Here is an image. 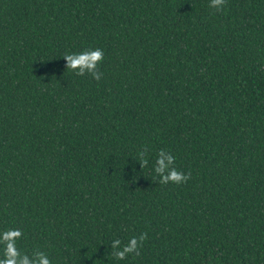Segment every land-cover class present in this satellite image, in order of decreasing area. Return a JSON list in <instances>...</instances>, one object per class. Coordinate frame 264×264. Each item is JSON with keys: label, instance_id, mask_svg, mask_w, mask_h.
I'll list each match as a JSON object with an SVG mask.
<instances>
[{"label": "trees", "instance_id": "16d2710c", "mask_svg": "<svg viewBox=\"0 0 264 264\" xmlns=\"http://www.w3.org/2000/svg\"><path fill=\"white\" fill-rule=\"evenodd\" d=\"M209 4L0 0L14 264H264V0ZM97 47L100 81L67 69ZM161 149L186 183H159ZM142 233L139 256L115 258Z\"/></svg>", "mask_w": 264, "mask_h": 264}, {"label": "clouds", "instance_id": "9594fccd", "mask_svg": "<svg viewBox=\"0 0 264 264\" xmlns=\"http://www.w3.org/2000/svg\"><path fill=\"white\" fill-rule=\"evenodd\" d=\"M226 0H210L209 6L215 8L218 11L223 9ZM104 50L101 48H86L80 52L65 53L64 57L67 60V69L72 70L78 76H84L85 73H89L93 79L100 81L103 73L98 71V65L104 60ZM147 147L140 151L139 156L136 158L140 161L142 167L148 165V159L146 158ZM167 154V163L160 157ZM175 157L165 149H161L157 154V161L155 165V173L159 176L160 184H168L170 182L180 184L186 183L190 179V174H184L174 167ZM18 233L13 236L12 233ZM23 233L20 229H8L0 234V244L5 245L4 254L7 259V264H14L16 256V241L21 239ZM147 239V233H142L139 237L133 236L126 244L120 239H115L113 242V248L122 246L121 250L115 252L114 256L118 260H124L129 254L140 255V248L143 246V242ZM40 264H51V260L42 257Z\"/></svg>", "mask_w": 264, "mask_h": 264}]
</instances>
